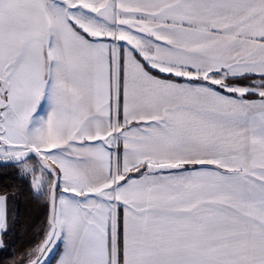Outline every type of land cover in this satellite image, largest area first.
Listing matches in <instances>:
<instances>
[{
	"label": "snow or ice",
	"instance_id": "6c2138e0",
	"mask_svg": "<svg viewBox=\"0 0 264 264\" xmlns=\"http://www.w3.org/2000/svg\"><path fill=\"white\" fill-rule=\"evenodd\" d=\"M0 167L16 264H264V0H0Z\"/></svg>",
	"mask_w": 264,
	"mask_h": 264
},
{
	"label": "trees",
	"instance_id": "16d2710c",
	"mask_svg": "<svg viewBox=\"0 0 264 264\" xmlns=\"http://www.w3.org/2000/svg\"><path fill=\"white\" fill-rule=\"evenodd\" d=\"M5 190L17 196L10 205V212H15L16 219L12 236L4 238L6 247L0 249V260H3L4 264H16V260L26 249L32 248L42 239L38 236V232L39 227H42L43 221L46 220V210L30 195H21L22 190L26 192V186L22 179L17 178L14 168L0 167V192ZM12 226L13 222L10 219V227ZM10 239L13 242L11 248L7 247Z\"/></svg>",
	"mask_w": 264,
	"mask_h": 264
},
{
	"label": "crops",
	"instance_id": "0c3cea01",
	"mask_svg": "<svg viewBox=\"0 0 264 264\" xmlns=\"http://www.w3.org/2000/svg\"><path fill=\"white\" fill-rule=\"evenodd\" d=\"M11 213V212H10ZM11 219V218H10Z\"/></svg>",
	"mask_w": 264,
	"mask_h": 264
}]
</instances>
